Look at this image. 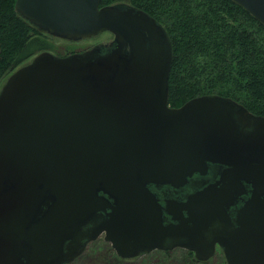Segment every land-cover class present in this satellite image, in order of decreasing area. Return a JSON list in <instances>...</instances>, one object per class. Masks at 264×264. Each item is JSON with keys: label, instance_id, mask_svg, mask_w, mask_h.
I'll return each mask as SVG.
<instances>
[{"label": "water", "instance_id": "water-1", "mask_svg": "<svg viewBox=\"0 0 264 264\" xmlns=\"http://www.w3.org/2000/svg\"><path fill=\"white\" fill-rule=\"evenodd\" d=\"M230 1L264 26V0ZM14 9L55 38L113 40L41 52L3 83L0 264H70L102 235L121 259L181 248L208 262L218 247L226 264H264V117L219 95L169 106L171 41L133 6Z\"/></svg>", "mask_w": 264, "mask_h": 264}, {"label": "trees", "instance_id": "trees-1", "mask_svg": "<svg viewBox=\"0 0 264 264\" xmlns=\"http://www.w3.org/2000/svg\"><path fill=\"white\" fill-rule=\"evenodd\" d=\"M15 2L0 0V84L54 49L46 33L15 12ZM114 4L142 10L166 30L173 49L169 106L219 95L264 117V26L244 9L230 0H101Z\"/></svg>", "mask_w": 264, "mask_h": 264}, {"label": "rangeland", "instance_id": "rangeland-1", "mask_svg": "<svg viewBox=\"0 0 264 264\" xmlns=\"http://www.w3.org/2000/svg\"><path fill=\"white\" fill-rule=\"evenodd\" d=\"M48 38L54 48L50 52L61 57L74 52L85 51L98 44H108L113 40V36L108 33L80 41H69L50 35H48ZM31 59L21 66L30 62ZM5 80L0 84V90ZM187 253L188 251L177 248L171 251L155 250L134 259H121L117 257L111 245L104 240L102 235L97 240L89 243L83 254L70 264H226L221 251H217L214 257L205 263L196 261L194 256L191 257Z\"/></svg>", "mask_w": 264, "mask_h": 264}, {"label": "flooded vegetation", "instance_id": "flooded-vegetation-1", "mask_svg": "<svg viewBox=\"0 0 264 264\" xmlns=\"http://www.w3.org/2000/svg\"><path fill=\"white\" fill-rule=\"evenodd\" d=\"M212 178V176L210 175L209 176V179H211ZM198 179V177L197 178H195V180L194 181H196ZM189 191V189H185V188H183V189H181V190H178L177 192H175L173 189H166V188H164L163 189V194H165V196L164 197H166L167 195H171V196H168V197H171L172 199H176V200H183V198H184V196L186 195V193ZM88 246V245H87ZM86 249V248H85ZM179 249H181V248H179ZM217 251H221L218 247L216 248V252ZM189 252V251H188ZM222 252V251H221ZM191 253V252H190ZM193 254V253H192ZM216 254V253H215ZM223 254V253H222ZM193 256H194V254H193ZM224 256V255H223ZM225 259V258H224ZM196 260V259H195ZM197 261V260H196Z\"/></svg>", "mask_w": 264, "mask_h": 264}]
</instances>
